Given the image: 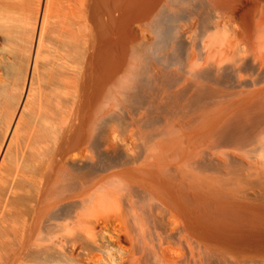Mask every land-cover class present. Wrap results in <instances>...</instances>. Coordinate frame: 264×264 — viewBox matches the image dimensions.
I'll return each instance as SVG.
<instances>
[{
  "label": "bare ground",
  "instance_id": "1",
  "mask_svg": "<svg viewBox=\"0 0 264 264\" xmlns=\"http://www.w3.org/2000/svg\"><path fill=\"white\" fill-rule=\"evenodd\" d=\"M171 1L0 0V117L18 91L1 122L0 180L22 111L27 128L56 121L42 139L32 129L44 141L29 175L16 167L27 134L14 145L25 160L0 181V264H264V0H206L215 21L189 50L194 152L137 151L114 123L96 132L119 71L133 75L132 31ZM52 98L56 113L42 114Z\"/></svg>",
  "mask_w": 264,
  "mask_h": 264
},
{
  "label": "rangeland",
  "instance_id": "2",
  "mask_svg": "<svg viewBox=\"0 0 264 264\" xmlns=\"http://www.w3.org/2000/svg\"><path fill=\"white\" fill-rule=\"evenodd\" d=\"M172 3H169L168 6L164 7L162 10L161 15L158 17V21L154 22L150 26L146 28L145 33L139 32L138 29H134L132 31L133 38L130 40L128 44V55L126 56V59L124 61L125 66H131L133 75L130 77H127L124 70L121 69L118 73V80L119 84L117 87V94H116V106L113 108L106 107L103 108V118H100L97 121L96 125V132L99 134H103L102 136H106V133H108L109 126L111 123H114L116 126V134L118 135L119 139H132L133 145L137 151H140L141 149L148 147H166L168 144H172L176 148L188 150L190 152L195 151V140L193 137V128H194V113L196 109V96H195V86H194V76L192 68H194V57L189 54L190 48L197 44L198 38H201L204 33L208 32L212 29V24L215 21V15L212 14V9L210 6H208V2L206 0H172ZM178 2V3H177ZM207 2V4H206ZM172 5V6H171ZM213 21V22H212ZM212 22V23H211ZM211 26V27H210ZM211 29H210V28ZM191 30V31H189ZM191 36V37H190ZM195 39V40H194ZM197 40V41H196ZM1 47V46H0ZM159 49H162V52H157ZM157 52V53H156ZM160 54V55H159ZM6 64L10 65L9 62H12L11 59H5ZM4 60V61H5ZM23 66V74L27 72L25 70L27 68L26 62L22 64ZM26 65V66H25ZM26 67V68H25ZM26 71V72H25ZM12 85V84H11ZM12 88H15V92H13L15 95L17 91L16 86H13ZM9 90L14 91L9 87L8 92L6 94L7 100L6 106H5V115L4 110L2 114V118L0 117V133H3V129H5L4 124L5 121L8 122L9 120V106L10 112L13 109V106L16 101V96L12 97V93L9 92ZM14 98V102L11 100ZM53 99V98H52ZM51 99V100H52ZM51 100L49 101L52 103V105L47 102L44 103L43 106H40L39 108L46 110L47 114L56 113L57 110V104ZM12 103V104H11ZM11 104V105H10ZM56 104V107H55ZM8 105V108H7ZM45 105V106H44ZM38 108V109H39ZM55 110V111H53ZM107 114H106V112ZM109 110V111H107ZM30 110L25 109L22 111V115L24 116L23 121V128L20 126L19 131L23 130L20 134V132L16 127H13L11 130L10 135L12 136V131H17L18 133L15 134L13 137L8 136V139L6 141V145L10 147L9 149H15V147L19 146L24 143V145L27 143L29 147L23 146V152L25 155V158L22 157L24 155H21V158L18 156V150L20 148H16L18 152L16 154L14 153L16 149L13 151L9 150V154H6L8 147L5 146L4 151L3 150V156L4 161L5 158L8 162H4L8 166H3L2 169H5L3 173L8 174L7 168L10 169V171L13 167L15 168V165L19 163L15 159L20 158L19 160L23 159L25 160V165L22 163L17 164L16 167L20 169L22 172V175H29L30 168L32 166V171H34L36 167V154H35V143L36 145L41 144L42 140H39L40 143H38V138L41 137L38 136L42 133V138H44V133H48L47 130L44 131V129L50 130V128L46 127L45 122H49L50 124L56 123V121H42L44 122V128L40 129L43 124L37 126V122L30 125L29 128H27V125L25 124L26 121L30 118ZM112 111V112H111ZM8 112V113H6ZM27 112V113H26ZM110 112V113H109ZM8 114V116H7ZM105 114V115H104ZM45 115V114H44ZM7 116V117H5ZM7 119H5V118ZM5 119V120H4ZM102 120V121H101ZM4 121V124L1 122ZM101 121V122H99ZM39 122V121H38ZM52 123V125H53ZM39 124V123H38ZM57 124H60L59 121H57ZM20 125V124H19ZM18 125V126H19ZM51 125V126H52ZM57 126L56 124L54 125ZM53 126V127H54ZM35 127V128H34ZM40 127V128H37ZM46 127V128H45ZM50 127V126H49ZM52 127V130L55 128ZM32 129H36L38 132H35ZM42 130V132L40 131ZM2 131V132H1ZM34 131V132H33ZM51 131H49L50 133ZM27 135H26V134ZM53 133V132H52ZM26 136H25V135ZM2 135L0 138H2ZM16 135H18L16 137ZM23 135L25 136L24 142L23 139H20V137ZM36 135V137L34 136ZM46 137L48 135H45ZM49 136H51L49 134ZM21 137V138H22ZM37 139L34 141L35 138ZM10 138V139H9ZM15 139V140H12ZM17 138V141H16ZM51 137H49L50 139ZM20 139V140H18ZM27 141H26V140ZM1 140V139H0ZM13 141L11 144L8 143L10 141ZM16 141V143H15ZM44 141V139H43ZM42 141V142H43ZM46 141H48L46 139ZM18 142V144H17ZM35 142V143H34ZM124 143L122 141L118 142L119 149L122 150L124 148ZM11 146H10V145ZM17 146H14L16 145ZM34 144V145H33ZM14 146V147H13ZM31 146V147H30ZM13 147V148H12ZM20 147V146H19ZM22 147V146H21ZM40 147V146H39ZM29 148L31 151H27L24 149ZM38 148V146H37ZM11 151V152H10ZM12 152L14 154H12ZM22 152V151H21ZM22 152V154H23ZM5 154V155H4ZM21 154V153H20ZM19 154V155H20ZM32 154V156H31ZM7 155V156H6ZM8 155H11L8 157ZM14 155V156H12ZM17 155V156H16ZM15 156L17 158H15ZM33 157V158H32ZM11 158V159H10ZM15 158V159H14ZM28 158L30 161H28ZM31 158V159H30ZM13 160V161H11ZM34 160V161H33ZM11 162V163H10ZM34 164V166L30 163ZM11 165V166H10ZM23 167H26L27 172H23ZM21 166V167H20ZM12 167V168H11ZM13 168V169H14ZM34 168V169H33ZM6 171V172H5ZM20 172V173H21ZM24 173V174H23ZM6 174H4L6 176ZM22 175L20 178H17L19 180V184L21 185V188L24 186L21 183L25 184V180H22ZM3 176L1 173V180L6 179V177ZM8 179H10L8 177ZM26 179V177H24ZM0 180V181H1ZM21 180V181H20ZM2 182V181H1ZM0 182V183H1ZM27 182V179H26ZM28 183V182H27ZM26 185L23 187V189H26ZM29 185V183H28ZM28 188V187H27ZM27 190V189H26ZM23 191V190H22Z\"/></svg>",
  "mask_w": 264,
  "mask_h": 264
}]
</instances>
